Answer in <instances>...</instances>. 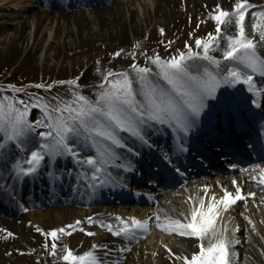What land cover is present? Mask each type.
<instances>
[{"label":"bare ground","instance_id":"1","mask_svg":"<svg viewBox=\"0 0 264 264\" xmlns=\"http://www.w3.org/2000/svg\"><path fill=\"white\" fill-rule=\"evenodd\" d=\"M36 1L0 0V52L6 51L8 54L24 52V55H29L28 57H30V55L32 57L34 53H38V57L42 58L45 47L42 43L51 37L53 23L56 22V24H58L59 22L55 21L54 17H59L58 19L61 20V24H63V26L64 22L67 23L66 25L69 26V29L66 28V32L73 34L72 40H69L68 34H65L66 39L63 40L62 43L59 42L57 44V49L63 52L66 49H72V47H68L67 45H75L74 47H76L78 44L79 46H82L97 39L109 40L120 46L122 41H125L126 39L129 40V35H138L140 32L139 29L146 26L149 23V20L166 21L170 20L172 16H176V14L181 16V13L184 11H197L199 7L202 6H204V8L213 9V7H215L214 5L220 4L221 2L230 3V1L235 2V4L242 3L247 5V7L243 10L245 11L247 9L244 15V20L242 21L246 38L252 39L254 43L259 46L261 43L259 34L264 32V6L261 7L262 4L258 5L255 0H99L95 6H91V8L88 9L89 15L80 10L72 11L70 7L65 5L62 7L63 9H61L63 11L54 12L53 7L56 8L55 3L50 2H48L49 4L45 10H39L34 8V3H37ZM132 6L134 8H132ZM181 6H184V11H182ZM187 6H190L191 9ZM178 7L181 9H177ZM232 12L233 11L228 13ZM49 16H53V18L45 21L46 19H49ZM238 16L239 13L235 16L222 18L225 23L220 24V27L221 34L224 37H217L219 46L216 47L219 50L215 53H221L222 55L227 49V41L225 39L227 36H237L238 29L235 22L238 19ZM211 23L212 21L209 19V24ZM253 25H255V29L253 28ZM62 28L60 30V34H63L64 29L62 30ZM27 29L29 30L27 31ZM214 36L216 35L214 34ZM48 44L49 43L46 45L47 49L50 48V45ZM202 49V46H193L192 53H200L202 55V52L204 51ZM257 53L260 56V60L255 61L257 66V70L255 72H253L250 68H245L238 62L226 61L224 58H212L213 60L219 61V69H217L215 65L210 64L208 61L201 60L199 58L187 59L188 55L185 56L184 63L189 66L188 70L190 75L200 77L201 79L204 78L203 73L205 70L211 72L213 75H217V73H219V76L217 77L219 79L227 76L228 69L233 68L242 74L241 80L243 79L244 74L250 75L253 72L252 86L250 88L248 84L243 83L245 84V89L247 90L249 96L253 93V96L257 95L256 97H264V89L262 87L264 79L259 74L261 70H264V63H261V60H264V48L258 47ZM149 68L152 69L153 74L158 71L154 63H151ZM131 74L134 79L133 89H137L139 88V84L136 83V73L132 72ZM150 79L158 78L153 75ZM159 82L162 85L164 84L163 81ZM235 82L237 81L227 84L221 83L216 89L215 98L206 101V104L207 102L213 101L216 103L217 107L221 108L217 111V113L221 116L218 121H216L218 125L216 124L214 132L220 130L221 124L219 121H221L220 119L224 114H227L224 110L228 111L229 109V106L227 107L226 105H221L222 101H228L227 96H233L236 94V92H233V87H235L233 83ZM164 86L167 87L166 85ZM204 111L201 113L199 118L202 124L208 119H217L216 115L213 117L209 115L207 111ZM230 112L231 114H229L228 118L234 114L231 109ZM227 119H225V121H227ZM150 122L151 121H149L148 126L143 128V131L146 133L147 140H150V138L153 139V145V143L155 144L158 140L153 137L149 138L148 136H152L150 133H153L155 136L158 135L159 129L164 130L165 127H161L158 124ZM118 135L127 144V146L133 148L135 152L140 150L137 148L140 144L138 139H134L129 134L124 132H120ZM83 140L85 142V146L87 147V149H85L87 150L86 154L89 155L88 157H91L94 161H96L95 168L100 169L99 172H96L95 168L92 166H84L87 172H90V174L93 172L94 176L97 177L96 179H93V176L90 177L89 186H91L92 189L93 187H98V185H93L94 182H97L100 185H108L105 186L106 189H114V191H116L114 193H123V196L122 194H118L109 198H105L104 196L96 197V199L94 197L91 199L89 196L81 198L78 195H68L69 188L65 185L63 186L62 184H59L57 179L54 180L50 175L49 170L52 169L51 162L53 158L50 160L49 165L42 164V168L45 169L46 175L43 172L44 175L36 176L35 174H32L25 176L20 174V166L19 169L13 167L10 171V175L13 179L11 183V186L13 187L11 188L15 187V189H13L15 199L14 201H5L3 203L5 197L2 193L1 197L3 200L0 201V208L3 209V212L1 213H4V216H0V231L5 233L2 237V247L6 249L10 248L11 243L15 244V239L13 238L17 236L18 239L21 240L22 245L30 249L29 251H31V257L36 259L38 252L33 239L31 238L34 236V233L26 226V221L24 219L13 217L16 213H18L17 208H19L20 204L24 201L28 204L39 207L40 205L46 203L50 205L49 207H43L37 212L32 213L34 220L31 223L38 229L43 228V230L48 229L53 231L61 229L62 227L66 228L68 225H74V231L81 233L85 228L82 225H85L87 227V231H84V233L82 232V234L88 235V233H93V245L97 246L90 252L106 264H115L116 260L122 261L121 264H172L176 257H187L189 259H186V261L190 262V259L194 255L200 254V251L196 252L194 255H192L191 252L188 253V250H190L191 247V245L188 246V242L191 238L193 239L194 236H169L167 233H169L173 227H176V225H170V221L176 220L183 223H190L192 220L191 214L194 210L199 209L204 213H208V208L211 204L213 206V211L212 213H208V215L213 216L215 219L213 230L216 232V235L212 236L210 231L207 236L200 238L196 237L198 242H200V245L203 244L207 246L209 244V239H211L212 243H217L220 239H223L228 253L225 257L227 263L233 264L234 262L232 258L233 252L230 250V247L240 246L242 248L239 255L241 253H246V257L244 258L243 256H240L239 262L244 261L243 264H264V182H262V178H264V167H258L248 173L241 172L236 176H231L230 179H226L224 177L217 179L209 178L210 180L208 178H203L197 182L195 181L193 183H189V185H186L185 187H181L180 189L178 188V190L173 191L168 189L170 190V193L165 197L163 194V197L161 196V199L157 203L154 199L158 194H161V192L157 191L153 193L146 191L144 193L145 197H140L139 195L135 196V203L144 202V205H128V200L133 201L132 198H134V196L125 192V185L123 186L118 181H124V179H119V177L125 173V170L123 173H119V175L117 173L114 175L115 171L113 169L117 168V164L113 161L117 160L120 163L129 165V169L133 170L134 173H137V171L139 173L140 168L142 170V167L145 165L148 166V159H146L144 163L143 161H139L140 159H137V156L135 155L134 160H128V158L126 159V153L128 152L126 149L111 148L110 153H105L101 150L99 145L94 143L92 140H87L88 142L85 138H83ZM212 142H214V140ZM177 144H179V142H176L173 146H171L174 148L176 154L179 153V147H176ZM92 145L95 147V150ZM88 146L90 148H88ZM158 146L166 150L165 143ZM170 151L171 150L169 149L165 152V155ZM146 153H149L150 156L152 155L151 151L147 150ZM132 155L133 154L130 156ZM162 156L164 157V155ZM28 157L29 155L19 153L16 160H20V164L27 166L23 161ZM159 158L161 160V156H159ZM77 160L66 158L65 160H62V162L65 164V168L72 173L76 170V165H82L81 163L76 162ZM164 160L163 164L166 163ZM60 161L61 160L54 163L60 166L62 164ZM71 166H73L72 169H70ZM102 167L104 168V171L102 170ZM47 171H49V174ZM5 172L6 169L3 173ZM252 174L255 176L254 179L250 176ZM143 175L146 176L149 175V173L145 172ZM2 178L3 174L0 172V181ZM102 178L105 181H103V184L100 183ZM37 179L41 183L48 184L49 187L51 183L54 184L55 191L50 192L48 196L45 193V195L43 194L44 196H37L35 199L33 198L34 200H32L30 193L34 192L32 190V186H34L35 189L39 186ZM134 179V177H130V180ZM163 180L165 181V178H163ZM167 180L168 179H166V182ZM234 181L235 184L233 183ZM148 182L149 184H154V180H151V178ZM237 189H239L240 193L244 196V199H242V201L244 200V204L246 205L247 201L250 202V206L247 205L243 207L245 208L244 211L248 212L250 215V219L244 220L243 222L236 217L237 215H240L237 212L241 211L242 208L234 210V207L238 205H230L228 206V210L225 211V204L221 202L225 191L232 193L233 198H235ZM151 194L154 195L152 196ZM111 198L112 201L110 200ZM201 201H203L202 204ZM152 202H154V206L151 207ZM83 204H89V206H84L82 213L78 208H82L80 205ZM150 211L152 212L151 214ZM255 212H257L256 216L254 215ZM133 218L141 222L147 221L148 223L146 228H132ZM205 219H207V216L197 217L198 223H203ZM77 221H79L78 224ZM17 222L20 223L17 225ZM94 224L98 225L100 229H92ZM109 224H111L112 227ZM115 224H117L116 226H122L120 230L122 228L129 229L128 234H130V238L128 235L122 236L126 238L128 237L131 241L128 239L125 242L122 241V243H119L118 245L109 242V234L113 235L116 231ZM149 225L153 228L150 229L151 231L148 232L147 236H143L142 233L150 228ZM157 225H160V227ZM109 226L111 227V231L109 230ZM130 230L134 231V233H131ZM237 231H240V233H237ZM58 236H60L59 233ZM262 237L263 239H261ZM261 243L262 249L260 250H262L263 253L258 250V244L260 248ZM55 253V255H52V260L58 255V252ZM213 254L217 256L219 255L218 252ZM108 261H113V263H108ZM76 263L77 262H73V264ZM175 263L179 264L178 262Z\"/></svg>","mask_w":264,"mask_h":264},{"label":"rangeland","instance_id":"2","mask_svg":"<svg viewBox=\"0 0 264 264\" xmlns=\"http://www.w3.org/2000/svg\"><path fill=\"white\" fill-rule=\"evenodd\" d=\"M255 1L258 5L262 4L261 7L264 6V0ZM234 5L235 2L232 1H230V3L221 2L220 4L214 5L215 7H213V9L204 8V6H202L199 7L197 11L191 10L188 12L184 11V6H181L182 11H184L183 13H181V16L176 14V16H172L170 20L166 21L149 20V23L146 26L139 29L140 32L138 35H129V40L126 39L125 41H122V44L120 46L109 40L97 39L82 46H79L77 44L76 47H74L75 45H73L72 43L73 46L67 45L68 47H72V49H66L63 52L57 49V44L59 42L62 43L63 40L66 39L65 36L67 34L68 39L72 40L73 34L66 32V28L69 29V26L66 25L67 23L64 22L63 26V24H61V20L58 19L59 17H54L55 21L59 22L58 24H56V22L53 23V31L51 30V37L45 42L43 41L42 43L45 46L42 58L38 57V53H34L32 57L31 55L30 57H28L29 55H24V52H15L9 54L6 51L0 52V99L9 97L10 99L8 103H13L16 101L25 102L27 105H29L28 120L29 122H33L36 119H43L44 106L47 105L49 107V111L51 110V108L57 105L63 108L65 102H67L68 104H72L77 95H82L88 102L94 103L97 100L99 93L101 92L100 86L102 84H105V87H107L105 77L109 72H126L129 74L130 78H133L131 74L132 72H134L131 68L133 64L137 65L138 67L149 68L151 63H153L152 61L157 56L160 57L161 62L168 61L173 57L179 58L181 55H184V57L187 56L189 51H193V46H196L197 39L201 40L202 45L204 43H209L210 48L208 51L209 53H207L209 57L213 59H215V57L217 59L224 58L222 56L223 54L221 55V53H215L219 49H217V47L209 39L210 34L213 37H218L216 33L217 23L214 19H212V17L218 15L219 11H233ZM46 6L47 5L41 6L38 3H34V8L39 10H45L47 8ZM217 6H219V8H217ZM187 7L191 9L190 6ZM132 8L134 7L132 6ZM181 8L178 7L177 9L180 10ZM70 9L72 11H84L87 15H89V8L87 7ZM53 11L60 12L63 10L58 7H53ZM246 11L247 9L244 11V14L246 13ZM48 18L49 19H46L45 21L50 20L51 18H53V16H49ZM209 19H211L212 21L211 24H209ZM61 28L62 30L64 29L63 34H60ZM28 30L29 29H27V31ZM214 34L216 36H214ZM219 36L224 37L222 34H220ZM47 43H49L48 45H50V48L48 49L46 46ZM186 45L188 47H185ZM116 53H120V55L117 56L115 55ZM203 54L204 51L202 52V55ZM101 62H103L104 64ZM109 79L116 80L119 79V77H116L114 75ZM37 85H43V87H37ZM32 104H38L39 107L34 109L31 107ZM16 106L22 107V105L19 104H17ZM5 111H7V107L5 108ZM55 115H63L67 117L68 113H55ZM48 131L49 129L46 127L37 128L35 132L30 134L33 143L28 147L32 150H35L33 148V145L37 141H40V138L36 135V133ZM0 137H3V133H0ZM83 138L84 136H81L75 142L74 150L79 153L77 157L73 158L67 154L58 158L53 157L51 162L52 169L49 170L50 175L54 180L57 179L59 184L70 187L69 189H72V193H75L79 196H82L83 193L82 186L80 187V182L83 181L84 183V178L86 176V169L84 168V166L88 165H76V170L70 173V171L65 168V164H63L62 160H65L66 158L80 160L89 156L86 154L87 150L85 149H87V147L85 146ZM0 143L6 144L5 148H0V172H2L3 174V178L0 181V192L4 194V201L9 202L11 200L14 201L15 199L13 188H11L13 179L10 175V171L16 164V159L19 153L30 155V152L18 150L14 147L11 141L0 139ZM88 148L90 147L88 146ZM94 148L95 147L93 146V149ZM45 159L46 162L41 163L38 172L34 173L36 176L44 175L46 173L45 169L42 168V164L49 165L50 161H48L47 157ZM59 160H61L60 162L62 163L60 166L54 163ZM19 166L20 169L27 168V166H24L23 164H19ZM72 168L73 166H71L70 169ZM5 169L6 172L3 173ZM49 171H47L48 174ZM37 182L39 186L36 188V190H34L35 188L34 186H32V190H34L35 192L30 194L31 197L36 198L37 196H43L42 194L44 190L47 193L50 192V190L55 191L53 187L46 186L48 184L41 183L38 179ZM52 186L55 187L54 184H52ZM46 206L49 207L50 205L46 203L40 205L39 207L23 201L20 204V207L17 208L18 213H16L14 216L12 214L13 217L24 219L26 221V226L34 233V236H32L31 238L33 239L38 252L36 259L31 257V251H29L30 249L22 245L21 240L18 239L17 236L13 238L15 239V244L11 243L10 248L6 249L2 247V237L5 233L0 231V264H73L74 261H65L62 259V257L67 254V251H71L75 256H80L93 250L94 236L82 234V232L84 233V231H87V227L85 225H82L85 228L81 233L74 231L75 226L71 228L62 227L65 229V232L59 233L60 236H58V239H54L49 235V233L52 232L51 230H43V228L38 229L36 226H34V224L31 223L34 220L32 213L37 212L38 210ZM84 206L87 207L89 205L83 204L80 205V207L82 208H78L82 213ZM2 215L3 214L0 212V216ZM254 215L256 216V213ZM236 217L243 221L241 217ZM174 221H170V224L174 225ZM19 223L17 222L16 224L18 225ZM97 228L100 229L98 225L94 224L92 229ZM149 231L151 230H148V232ZM148 232L145 233L146 236L148 235ZM237 233H240V231H237ZM168 235H172L175 237L178 236L177 233H173L170 231ZM109 236V242L115 243L116 245L119 244L120 238L117 235L111 236L109 234ZM261 239H263V237ZM54 242L56 243L55 252H58V255L52 260V244ZM190 245L191 247L190 250H188V253L191 252L192 255L201 250L200 242H198L196 237H194L193 239L191 238V240L188 242V246ZM241 248L242 247L240 246L230 247V250L233 252V264L244 263V261L239 262L240 256H243L244 258L246 257V253H241L239 255ZM260 249H262V243L260 245V248L258 244V250ZM260 251L263 253L262 250ZM186 259L189 258L176 257L172 264H177L175 262H178L179 264H187ZM108 263H113V261H108ZM121 263L122 261L120 260L115 261V264ZM76 264H79V262H77ZM103 264L106 263L103 262Z\"/></svg>","mask_w":264,"mask_h":264},{"label":"snow or ice","instance_id":"3","mask_svg":"<svg viewBox=\"0 0 264 264\" xmlns=\"http://www.w3.org/2000/svg\"><path fill=\"white\" fill-rule=\"evenodd\" d=\"M246 4L237 3L234 5L232 13L219 11L218 15L212 17L217 22L216 33L221 34L220 24L225 23L224 19L229 16H235L239 13L236 20L238 34L236 37L227 36V49L223 52V57L226 61L238 62L245 68H250L253 72L257 70L255 61L260 60L257 49L264 48V32L260 35V45L258 46L252 39L245 36V30L242 25L244 20V9ZM219 8V6H217ZM255 29V25H253ZM209 39L215 46H219L217 37L209 36ZM197 47L202 45L201 40H196ZM185 47H188L187 45ZM204 54H193L189 51L187 59H201L208 61L210 64L220 67L219 61L213 60L208 56L210 48L209 43L202 45ZM115 55L119 56L120 53ZM151 59V58H150ZM185 57L181 55L179 58L173 57L168 61L161 62L160 57H156L152 62L156 65L158 71L154 74L152 69L148 67H138L133 64L132 70L136 73V83L139 88L133 89V78H130L128 73H111L105 77V84H102L101 92L94 103L88 102L82 95H77L72 104L65 102L64 107L59 105L51 108L46 105L43 108V119H36L33 122L28 120V107L23 101L8 103L9 97L0 99V133L3 137L0 139L11 141L18 150L30 152L29 157L23 162L27 165L25 169H19L20 160L16 161L15 168L19 169L20 174L25 176L32 175L38 172L41 163L46 162V157L50 161L53 157H61L65 154L75 158L79 155L74 150L75 142L81 136L86 140H92L98 144L101 150L105 153H110L111 148L126 149L129 153L139 155L135 150L122 140L118 135L120 132L129 134L134 139H138L145 144L148 143L146 133L143 128L151 121L154 124H170L177 129L178 134L186 137V134L197 126L201 113L206 108V101L215 98L216 89L221 83H232L233 81L246 83L251 88L252 75H243L233 68L228 69V74L225 77L217 78L211 72L205 70L203 79L197 76L190 75L188 65L184 63ZM264 63V60H261ZM264 76V70L259 73ZM119 79L111 80L112 76ZM155 76L158 79H150ZM231 78V79H229ZM159 81H163L162 85ZM71 83V82H70ZM166 85L167 87H165ZM43 87V85H37ZM22 105L17 107L16 105ZM75 105V106H73ZM7 107V111L5 108ZM32 108L39 107L38 104H32ZM67 112V117L63 115H55V113ZM46 127L48 132H38L36 135L40 138L32 150L28 146L32 145L31 133L37 128ZM5 143H0V148H5ZM186 151L183 140L179 142L178 152ZM167 158V156L165 157ZM81 164H87L95 168V163L91 157H85L83 160H77ZM171 163V160H169ZM178 170V169H177ZM99 172V168H95ZM97 177H93L96 179ZM264 182V178H262ZM235 184V181L233 182ZM244 199V196L237 189L235 198L233 194L227 191L224 192L222 203L225 204V211L228 206L235 204L238 200ZM203 201H201V204ZM213 206L210 204L208 213H212ZM199 209L194 210L191 214L192 220L190 223H181L174 221L176 225L171 231H177L181 236L204 237L211 231L212 236L216 235L213 230L215 219ZM205 217L207 219L203 223H198L197 217ZM79 221H77V224ZM147 221H137L133 218L132 228L145 229ZM160 227V225H157ZM71 228L74 225H68ZM111 231V227L109 226ZM168 230V229H164ZM65 229L61 228L53 230L49 235L54 239H58V233H64ZM129 229L122 228L114 235L127 236ZM93 235V233H88ZM97 246L93 245L95 249ZM199 255H194L187 264H227L225 257L228 255L226 244L223 239L217 243H212L209 239L207 246L201 244ZM53 255H55L56 243L52 244ZM218 256L213 253H217ZM65 261L79 262V264H103V261L95 257L92 252L85 253L81 256H75L71 251L62 257Z\"/></svg>","mask_w":264,"mask_h":264}]
</instances>
